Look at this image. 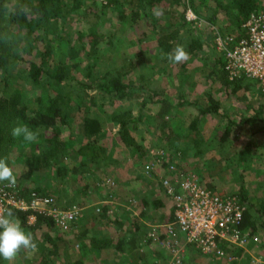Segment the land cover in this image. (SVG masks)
Masks as SVG:
<instances>
[{"label": "trees", "instance_id": "obj_1", "mask_svg": "<svg viewBox=\"0 0 264 264\" xmlns=\"http://www.w3.org/2000/svg\"><path fill=\"white\" fill-rule=\"evenodd\" d=\"M187 1L189 6L184 0H172V9L175 10L172 12L179 11L172 15H170L172 12H166L164 19L163 17L158 18L151 25L147 18L152 13V7L156 4L165 6L166 0H0V159H5L8 166L12 168L16 176L17 196L20 199L30 202L32 195L36 193L52 195L59 202L61 200L60 193L64 195L61 190L57 195L48 194L46 189L39 184V179L42 180L41 178L45 176L48 180L50 179V184L53 183L55 176L57 186L60 188L65 184L64 180L68 176H73L76 179L79 174L91 173L97 177L96 182L100 181V183L98 186L85 184L81 188L83 195H88L93 190L95 192L102 187H113L116 182L123 186L117 172L107 175L113 182L112 185H109L105 178L101 177L111 165H117V168L121 166V160L116 158L101 141L105 136V130L99 118L91 116L89 106H84L83 101L76 104L72 99V95L77 93L80 95L76 85L80 88L79 90L93 91L96 95L103 96L105 100L112 102V107L117 102L131 104L135 101L139 110L137 116H134L130 108L120 109L113 112L108 118L109 122L115 126L122 146L130 151L134 164L140 171L135 178L131 179L130 187L126 186L125 197L121 198L126 205H133L134 208L138 207L137 204H142L140 219L131 215L136 230L131 236H126V234L119 236L116 243H114L112 233L104 238L92 235L88 239H84L87 237L86 234H83V241L80 245L81 257L72 260L70 253L65 252L63 264H94L92 254L96 251L101 252L112 247L121 252L126 244L129 254L133 255H131L132 260L127 264H155L149 258L153 257V252L157 253L160 249H154V247L150 248L152 253L143 252L139 244L141 238L137 232L144 234L147 233L149 230L147 228L150 225L173 221L174 208L170 199L166 197L171 206L169 211L165 210L166 202L163 198L158 197L155 193L154 195L153 188L150 191L141 186V183L143 185L159 184L157 173L153 172V176L144 174V166L155 157V154L151 155V151L161 149L164 151L168 163L159 167L158 170L167 175L170 173L168 167L171 163L181 167L177 160H180L182 154L196 159L199 163L201 159H206L207 154H215L216 148L218 150L225 149L226 143L235 140L237 135L235 128H241L247 124L257 126L255 124L258 123L264 126V90L255 80L253 81L258 84L256 86L257 94L262 99V103L253 105L252 99L247 101L243 94V98L239 99L246 108L238 109L237 115L234 117H230L229 114L222 115L223 118H226L221 126L222 131L212 136H208V131L201 132L199 127L201 118L218 108V104H213L215 102L211 92L213 84L210 85V88H206L205 94L208 99L206 102L200 98L196 101L189 99L186 95L187 91L184 90V87L194 88L196 83H201L203 79H209L211 82H215V86L220 84L225 94L230 97L236 96L242 90L251 91V87L247 83L249 78L245 75L234 81L229 80L224 70L225 58L221 53L215 51V35H212V29L222 30V25L228 33L240 36L242 26L250 15L259 12V10L264 12L262 0ZM87 3H89V7L85 8ZM22 6H26L29 11H21ZM187 6L191 7L200 18L204 17L210 26L207 25L206 32L208 34H202L196 26L186 22L184 15ZM107 9H118L122 12V17L119 18L121 25L130 21H132V26L148 23L152 28L151 33L157 35L156 47L160 55L171 52L177 45L184 46L190 59L179 64L180 68L175 67L174 71L168 70L164 65L167 63L170 67L172 65L167 59H161L166 62L164 65L155 66L157 72L162 74V78L165 73L183 75V84L176 83L175 88L166 87L159 93L151 92L152 90L142 84L145 77L140 78L143 79L140 82L132 78L131 73L138 66L134 58L127 64L108 68L99 75L98 64H96L98 59L95 52L100 50L105 54L108 47L114 49L119 44L125 45L124 38L118 37L116 34H113L111 38L104 35L99 28L101 15L98 14H96L98 21L90 22V27L84 28L80 24L73 32L72 38H67L65 35L73 29L72 26L75 22L84 21L87 13H97L98 11L105 13ZM222 14L227 17H224L225 21L221 19L223 18ZM183 29L187 32L184 33ZM209 34H211V40L208 39L207 35ZM143 39H148V37L143 34L138 40L126 44L128 47H133L137 43H142ZM208 45L216 53L213 54L214 60L206 61L205 67L203 65L199 68L192 67L193 59L204 61L210 57L205 51ZM143 50V48L138 50L139 55H143ZM83 60H86V63ZM77 68L84 69V74L76 76L74 70ZM18 79H23V82L19 84ZM176 82H182L181 78L179 77ZM66 100L68 101L66 102ZM92 100L90 102L95 103ZM149 102L159 105V109L152 116L155 121L157 120V131L153 134L152 139L153 145L147 148L134 136V133L138 129V123L145 120L143 110L150 105ZM67 103L70 106H67ZM72 106H74V110L71 108ZM191 110L194 116L189 114ZM250 114H252L251 117L248 116ZM184 115L187 119H184ZM174 120H178L180 125L174 124ZM18 122L38 131L39 143L29 144L22 138H14L11 132ZM149 132L151 131L149 130ZM25 145H30V151L21 150ZM252 149L248 144L241 149L239 161L250 163V159L253 160L257 156V154L252 155ZM68 159L76 161L73 168L68 167ZM256 172L258 171L254 173L256 174ZM197 174V179L201 184L207 183V188L215 189L208 181H205L204 172L199 171ZM240 177L243 178L242 175ZM6 183L8 182H0V185ZM50 188L55 191L56 186L50 185ZM237 192L238 194L235 195L239 196L242 203L247 206L242 227L248 229L251 235L262 233V241H264V196H259V198L252 196L243 185L237 189ZM78 207L83 208L80 204ZM9 209L20 219L25 231L33 234L40 253V259L36 264H58L54 260L57 250L56 239L61 240L60 234L63 232L55 227L53 220L42 215L18 210L15 207ZM93 214L97 220H105L109 210L106 206H99V210L96 209ZM32 217L34 218L32 219ZM116 217L113 222L106 219L108 224L110 223V228L114 227L115 232L124 226L123 219L119 218L120 216ZM45 227L54 231L57 237L52 238L49 233L44 235L37 233L38 230ZM53 246L56 249L54 251L51 250ZM147 247H150V243L147 244ZM193 249L192 247L187 249L183 264H187L186 260L190 258ZM237 255H242V249L237 252ZM85 258L91 262H85ZM120 263L126 264L125 261ZM0 264H2L1 257ZM13 264H21V262L17 258Z\"/></svg>", "mask_w": 264, "mask_h": 264}, {"label": "rangeland", "instance_id": "obj_2", "mask_svg": "<svg viewBox=\"0 0 264 264\" xmlns=\"http://www.w3.org/2000/svg\"><path fill=\"white\" fill-rule=\"evenodd\" d=\"M165 6H162L160 4H156L152 7V13L147 18L151 25L155 22L154 20L163 17L166 12H172L175 11L172 9L171 2L172 0H166ZM186 4H188L187 0H184ZM89 3H87L85 8H88ZM170 4V5H169ZM189 6V4H188ZM187 6V8H188ZM262 6L264 10V0H262ZM176 8V7H175ZM154 10H159L162 11V15L157 17L154 15ZM179 10L176 12L170 13L172 15L173 13L176 14ZM96 14L101 15L99 17V21L101 20V24L99 25V28L101 32L108 36V38H111L113 34H116L118 37L124 38L125 45L119 44L118 47L116 48H105V54L103 52L96 51L95 56L98 59L96 61L98 64L97 67V72L99 75L103 74L108 68H113L115 66H120L123 64H127L130 60L133 58L137 62L138 66L133 72L131 73L132 78L137 79L139 82L140 78L145 77V81L142 82L143 85H145L149 90H152L151 92L155 91L156 92H161L163 88L166 87L168 84L167 82L170 81H178L179 77L181 78V81H183L184 76H178V75H171V73H165L164 78H162V74H159L156 69V65L162 66L166 62H163L161 60V55L158 53L157 47H156V38L157 35H154L151 33V26L148 25V23H142V25L134 24L132 26V21L126 22L125 24L121 25L119 24V18L122 17V12L119 11L118 9L115 10H106V12H101L98 11L97 13L90 12L87 13V16L84 21H77L74 23L72 26L73 29L68 31L65 35V37H73V32L77 29V27L82 24L84 28L90 27V22H93L94 20L98 21L96 18ZM207 14V11H206ZM205 15V13H204ZM185 16V15H184ZM222 20L225 21L224 17L227 18L225 15H223ZM204 18V17H203ZM146 22V21H145ZM187 22V21H186ZM207 25L209 24L202 19L200 24H194L193 26L197 27L202 34L206 33L207 30ZM210 27V26H209ZM178 28V27H177ZM222 30L219 29H212V35H222V36H231L232 34L228 33L225 29L224 26L221 25ZM181 29V26H180ZM186 29V27H185ZM185 32L184 29L182 30ZM222 31V33H221ZM143 36L145 34L148 39H143L144 41L140 44H135L133 47H128L127 44L130 43L133 40H138L140 36ZM205 34V35H206ZM115 35V36H116ZM208 39L211 40V34L207 35ZM150 38V39H149ZM122 41V40H119ZM127 43V44H126ZM206 45V44H205ZM170 47V46H167ZM140 48H143V55H139L138 50ZM211 46L208 45V48L205 49L206 54L208 53L210 57H207L206 60L204 61H199L196 59H193L191 61V66L199 68L203 65L205 67V63L207 62H212L213 59V54H216L214 50L210 49ZM217 52V51H216ZM107 54V56H106ZM211 54V55H210ZM160 56V57H159ZM86 60H83V62ZM207 61V62H206ZM69 65L71 63H68ZM171 64V63H170ZM164 66L168 68V70H172L170 65L167 63ZM179 68V64L177 65ZM83 67V65H81ZM161 72V71H159ZM74 73L76 76L79 77V75L84 74V69L82 68H77L74 70ZM206 77V76H205ZM207 78V77H206ZM23 79H18V83H22ZM253 81V79H249L247 82L250 87L251 91L247 92L242 90L240 93H237L235 96L236 101V107H234V110L238 109H245V105L242 103L240 99H242L243 94H245L247 101L249 99H252L253 105L257 103L260 104L262 103V99L259 97L258 90L256 89V86L258 84ZM213 84L209 79H203L201 83H199V86H204L206 88H210V85ZM28 87V85H27ZM76 88L78 92L80 91V95L75 94L72 95V99L77 103H80L83 101L82 104L84 106H89L90 108V114L91 116L98 117L101 123L103 124V128L105 130V136L101 139L102 142L105 143V145L109 148V151L113 153V155L121 160V166L118 167L117 169L114 170H105L103 175L101 176L102 178H105V180L111 181L110 177L107 175L112 174V172H117L118 177L120 176V180L123 182V186L120 184L111 187V186H106L105 188H99L97 191L94 192V190L88 194V195H83V192L81 191V188L85 186V184H91L93 186L97 185L100 183L96 182L97 177L94 176L91 173H86L84 175H78L75 178L73 176H68L65 178L64 182L65 184L62 185V187L58 188L57 182H56V177H53V183L50 184V179L46 177H42L40 180L39 179V184L42 185L46 189V193L50 194H55L57 195L59 193V190L64 194L62 195L60 193V205H75L78 206L79 204L83 206L85 209L83 218L81 221H79L77 224H75V227H73V230L76 228L78 229L77 231L71 230V232H66V233H61L62 239H56V246L57 250L53 246L51 248L52 251L56 250V253L54 255V260L58 264H63L64 262V253L69 252L70 257L72 260H77L81 257L82 252L80 249V245L83 241L82 235L86 234L87 238L88 237L95 235V236H102V238L109 236V234H113L114 237V243H116L119 240V236H123L126 234V236H131L133 232L136 230L135 226L133 225V217L131 215H134L137 217V219H140V210L143 208L142 204H137L138 207L134 208L133 205H126L124 201L121 200V198L125 197V192H127L126 186L130 187V181L134 177H136L137 174L140 173V171L137 169V167L134 164V160L132 159V155L130 154V151L127 149H124L122 146L118 133L116 131L115 126L113 123L109 122L110 116L112 115L113 112H116L117 110L120 109H128L130 108L133 111V115L137 116L138 114V106L135 104V101L128 103V102H117L115 106L112 107V102L109 100H105L103 96L96 95L95 92L93 91H84V90H79L80 88L76 85ZM257 90V91H255ZM32 97H34L32 95ZM95 97V99H93ZM240 98V99H239ZM93 99V100H92ZM90 100L95 101V103H91ZM228 103L233 104L230 98H227ZM68 100H66L67 102ZM137 102V101H136ZM150 105L147 106L146 109L143 110L144 114V121H141L138 123V129L134 133V136L141 141L144 146L148 148V146L153 145L152 139H153V134L156 133V123L157 120L155 121L152 116H154L157 113V110L159 109V105L154 104L149 102ZM255 105V106H256ZM67 106H70L67 103ZM73 110L75 109L74 106L71 107ZM75 112V111H74ZM192 116V110L189 112ZM176 123L177 126L180 124L178 123V120H174V124ZM206 123L211 124V126H214L215 128L210 127V128H205L207 126ZM223 123V120H220L219 122H213L212 120H209L208 118H204L203 121H200V126L202 130L208 131L209 135H215L218 132L222 131L221 124ZM162 125L165 126L164 123ZM257 126H260V123L255 124ZM236 129V138L235 140H232L228 143H226L227 147L225 149H220L218 150L217 148L215 149V154H207L206 159H201L198 163L196 159L190 158L188 155L184 156L183 154L180 156V160H177V162L181 165L182 169H186L187 171L193 173L196 178L198 177V172L202 171L204 172L205 175V181L211 184L212 187H214V191L219 193L220 195H234L238 194L237 189H239L240 186L245 187L247 191L252 195L256 196V198H259V196H264V186H262V183L258 179V175H256L254 172L255 171H262L261 168L264 170V135L262 134H251L254 129L252 128V125L247 124L244 127L241 128H235ZM149 130L151 132H149ZM249 145L250 147L254 146V150L258 148V152H260L261 159L259 160H254L251 163L241 162L239 163L238 156L239 152L243 147L246 145ZM21 150H24L26 152L30 151V145H25ZM218 152V153H217ZM113 156V158H114ZM15 158V155L13 156ZM115 159V158H114ZM68 167L73 168L76 165V161H71V159H68L67 161ZM261 167V168H260ZM90 168V166H89ZM205 170H203V169ZM91 169V168H90ZM264 174V171L261 172ZM120 174V175H119ZM70 175V174H69ZM240 175L243 176V178L240 177ZM100 178V179H102ZM50 181V182H49ZM148 182V181H146ZM240 184V185H239ZM50 185H55L56 189L55 191L51 190ZM119 185V186H118ZM207 186V183L204 184ZM264 185V184H263ZM36 186V184H35ZM141 186L143 188L148 189V190H153V194H157L158 197H162L163 200L166 202V208L165 210L169 211V208L171 206L170 201L167 200L164 192L162 191V188L160 185H152L150 184H145L143 185L141 183ZM259 187H261V191H259ZM58 188V189H57ZM152 194V195H153ZM154 194V195H155ZM99 206H106L109 210V214L107 215V218L105 220H97L96 216L93 214V211L96 209L99 210ZM151 210L150 208H146ZM90 211L86 212V211ZM98 212V211H97ZM95 213V212H94ZM120 216L119 218L123 219V227L120 228L118 231L115 232L114 227L110 228V223L108 224L107 220L109 222H113L117 217ZM104 219V218H103ZM107 219V220H106ZM145 219V218H144ZM147 221V219H146ZM33 222V221H30ZM22 224V223H21ZM31 224V223H29ZM23 225V224H22ZM150 229L147 228V230ZM149 231V230H148ZM147 231V232H148ZM37 233L39 235H44L46 233H49L52 238H56L57 235L54 231L44 228L42 230H38ZM138 236L141 238L139 244L140 248H143V252L149 253L152 249L150 247H147L146 244H143V239L145 236V233L142 234V232H137ZM89 234V235H87ZM260 237L263 239V234L258 233ZM82 238V239H81ZM262 243L255 245L251 244L249 247L253 249H249V252L246 254H242L241 256L237 255L239 257V261L236 260L234 262H229L226 260L222 259H217L213 257H208L206 255H201L198 253L196 250H193L190 254V258L186 262L187 264H222L224 262L230 263V264H236L241 263L242 264H247V262L251 261V255L250 253L254 254V256L257 259H264V241H260ZM142 243V244H141ZM256 248V249H255ZM128 245H125V248L120 252H118L115 248H108L105 251H96V253H93V259L94 264H121V261H125V263H129L132 260V256L128 252ZM156 249V248H154ZM158 253V255H157ZM156 251L153 252V257L149 258L155 262V264H166L168 256L165 252L163 251ZM161 255V256H160ZM164 255V256H163ZM160 260H159V258ZM19 259V262L25 263V264H36L39 259H40V253L39 251H36L35 253L29 251V250H24L22 253L19 254L17 257ZM158 258V260H157ZM2 264H8V261H5L2 257ZM85 262H91L88 260V258L84 259ZM224 261V262H223ZM93 264V263H90ZM252 264V263H251ZM258 264H261L258 263Z\"/></svg>", "mask_w": 264, "mask_h": 264}, {"label": "built area", "instance_id": "obj_3", "mask_svg": "<svg viewBox=\"0 0 264 264\" xmlns=\"http://www.w3.org/2000/svg\"><path fill=\"white\" fill-rule=\"evenodd\" d=\"M188 22L200 24L202 19L188 7ZM215 49L225 58L224 70L230 81L246 76L258 82L264 90V12L252 13L243 24L240 36L215 35ZM155 157L144 166V174L159 176V184L174 208V220L165 224L150 225L143 244L158 248L167 254L166 264H183L189 247L201 255L234 262L239 259L237 250L258 245L262 238L251 235L242 227L247 206L237 195H220L201 184L196 176L169 165L170 173L162 174L158 168L168 163L164 151H151ZM112 185L113 182L108 181ZM17 185H0V213L15 207L21 211L51 218L55 227L63 232L73 229L84 215V208L63 207L52 195L34 193L30 202L17 196ZM34 217H32L33 219ZM141 243V244H142ZM143 251V248H141ZM260 263L254 260L252 264Z\"/></svg>", "mask_w": 264, "mask_h": 264}, {"label": "clouds", "instance_id": "obj_4", "mask_svg": "<svg viewBox=\"0 0 264 264\" xmlns=\"http://www.w3.org/2000/svg\"><path fill=\"white\" fill-rule=\"evenodd\" d=\"M21 11L27 12L29 9L26 6H22ZM154 15L159 17L162 15V11L154 10ZM188 23L196 25L195 22ZM161 59H167L173 64H180L188 61L190 56L184 46L177 45L171 52L162 53ZM11 135L14 138H22L24 142L29 144L39 143V132L30 129L28 125L23 123L18 122L12 128ZM4 181L8 182L9 187H14L16 184V176L12 168L8 166L7 161L0 159V182ZM24 250H29L33 253L38 251V245L33 238V234L25 231L20 219L11 209L0 213V257L8 261V264H13L19 254Z\"/></svg>", "mask_w": 264, "mask_h": 264}, {"label": "crops", "instance_id": "obj_5", "mask_svg": "<svg viewBox=\"0 0 264 264\" xmlns=\"http://www.w3.org/2000/svg\"><path fill=\"white\" fill-rule=\"evenodd\" d=\"M205 20V19H204ZM215 51H216V49H215ZM216 53H218V52H216ZM182 63H180V65H181ZM171 65H172V70L174 71V70H176L175 69V67H177V68H179L177 65L178 64H173V63H171ZM179 65V66H180ZM168 84L166 85V87H171V88H175L176 87V83H182L183 84V81L182 82H176V81H170V82H167ZM213 83V82H212ZM215 83V82H214ZM213 83V86L211 87V89H212V96H213V99L215 100V102L213 103V104H218V108L215 110V111H212L209 115H207V116H203L202 118H201V120L200 121H203V119L204 118H208L209 120H212L213 122H219L220 120H223V123L226 121V118H223L222 117V115H226V114H229V115H231L230 117H234V116H236L237 115V111L238 110H234V107H236V101L237 100H235V96H232V97H230V96H227L226 94H225V92H224V89L222 88V86H220V84H217V86H215V84ZM165 87V88H166ZM184 90H186L187 91V96H188V98L189 99H193V100H197L198 98H200V99H202L204 102H206L208 99H207V96H206V94H205V91L207 90L206 89V87H204L203 88V86H199V83H196L195 84V87L194 88H190V87H184ZM153 92H155V91H153ZM156 93H158V92H156ZM227 98H230L231 99V101H232V105H231V103H228V100H226ZM238 102V101H237ZM249 102H251V101H249ZM243 103V102H242ZM244 104V103H243ZM245 105V104H244ZM188 108V107H187ZM246 108V107H245ZM190 110V109H189ZM187 112V111H186ZM227 112V113H226ZM185 117H184V119H187V117H186V115H184ZM248 116H252V114H250V115H248ZM239 119V118H238ZM222 123V124H223ZM207 124V126L206 127H204V129L206 128H210V127H213V128H215V124H214V126H211V124H209V123H206ZM222 124H221V126H222ZM261 127V128H260ZM252 128L254 129V131H255V133H254V131L251 133V134H254V136L256 135V134H262V135H264V126L263 125H260V126H253L252 125ZM199 130L201 131V132H205V130H202L201 129V126L199 127ZM208 136H210V135H208ZM244 148V147H243ZM242 148V149H243ZM251 148H253L254 149V146L253 147H251ZM252 149V155L254 154V155H256L257 154V156H255L254 157V159L253 160H259V159H261V156L262 155H260L259 153L260 152H258L257 150H258V148H256L255 150H253ZM259 154V155H258ZM238 160H239V156H238ZM253 160H251L250 159V163H251V161H253ZM239 163H241L240 161H239ZM264 165V164H263ZM261 168V167H260ZM114 169H118L117 168V165H115V166H110V167H108L107 168V170H114ZM261 170L262 171H259L258 170V172H256V175H258V179H259V181L262 183V186H264L263 184H264V174L263 173H261V172H263L264 170L261 168ZM113 173V172H112ZM240 185V184H239ZM243 185V184H242ZM259 191H261V187H259ZM90 211L91 210H89V211H86V212H89L90 213ZM75 231H77L78 229H74ZM73 230V231H74ZM249 249L251 250V249H253V248H250V247H248V248H244V249H242V254L244 255V254H246V253H248L249 252ZM256 249V248H255ZM193 250H195V249H193ZM192 250V251H193ZM241 250V249H240ZM197 251V250H196ZM239 250H237V252H238ZM198 252V251H197ZM237 252H236V254H237ZM199 253V252H198ZM250 255H251V261H250V264L254 261V260H259L260 262H261V264H264V259H257L255 256H254V254H252V253H250ZM209 257V256H208ZM186 261H188V260H186ZM238 261H239V259H238ZM224 262V261H223ZM246 263L247 264H249V262H247L246 261ZM22 264H25V263H22ZM222 264H230V263H226V262H224V263H222ZM236 264H242V261H241V263H236Z\"/></svg>", "mask_w": 264, "mask_h": 264}]
</instances>
